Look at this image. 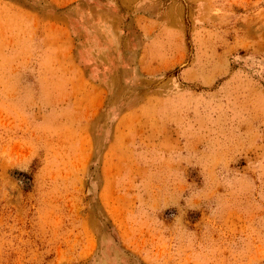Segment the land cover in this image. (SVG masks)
Segmentation results:
<instances>
[{
  "label": "rangeland",
  "instance_id": "1",
  "mask_svg": "<svg viewBox=\"0 0 264 264\" xmlns=\"http://www.w3.org/2000/svg\"><path fill=\"white\" fill-rule=\"evenodd\" d=\"M0 264H264V0H0Z\"/></svg>",
  "mask_w": 264,
  "mask_h": 264
},
{
  "label": "crops",
  "instance_id": "2",
  "mask_svg": "<svg viewBox=\"0 0 264 264\" xmlns=\"http://www.w3.org/2000/svg\"><path fill=\"white\" fill-rule=\"evenodd\" d=\"M100 9H96L93 11V18L91 21L88 20L87 28L83 31L84 33V42L85 46L93 49L97 48H105L108 47V45H111V47L115 48L116 45L114 43H118L120 47H123L125 39L122 37L123 31L121 30H115V31H109L108 27L105 25L109 20L107 19L108 12H104L102 10L98 11ZM154 23L150 20L148 22H144L143 26H141L139 29L132 24V29H137V34L139 35L140 40L135 39L133 41L134 44L128 40V48H137L141 46V38H144L143 43H146L147 47L156 44L157 37H155V34L152 33V28H154ZM129 34H131L129 32ZM117 36H119V41ZM129 38V37H128ZM139 42V44H137Z\"/></svg>",
  "mask_w": 264,
  "mask_h": 264
}]
</instances>
